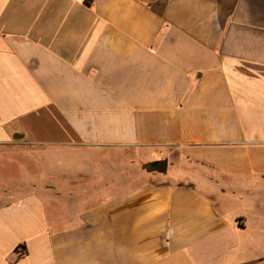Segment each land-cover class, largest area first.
I'll return each mask as SVG.
<instances>
[{"label": "crops", "instance_id": "0c3cea01", "mask_svg": "<svg viewBox=\"0 0 264 264\" xmlns=\"http://www.w3.org/2000/svg\"><path fill=\"white\" fill-rule=\"evenodd\" d=\"M263 200L264 0H0V264H264Z\"/></svg>", "mask_w": 264, "mask_h": 264}, {"label": "rangeland", "instance_id": "374dc122", "mask_svg": "<svg viewBox=\"0 0 264 264\" xmlns=\"http://www.w3.org/2000/svg\"><path fill=\"white\" fill-rule=\"evenodd\" d=\"M43 155V154H42ZM107 156H110L109 153L107 152H102V153H94V154H87V155H79V154H74V155H68V153H64V152H60V153H50V154H44L42 156V158L40 157L39 159V164L37 163H32L31 161H29L27 158H23V159H18L19 161H17V165H15V167L20 168L21 164H24L27 166L28 171H35L36 169H38V180L40 182L46 181L48 180V178L52 179V178H57L56 176H58V172L53 170L54 167H51L52 165L57 166V165H74L72 166L70 169H74L80 167L82 169V167L86 169H90V167L92 165H95L96 163H98V161L105 159ZM127 156L133 157L128 158ZM137 154L133 155H125L123 158H120V162H125V163H131V160H134V172L131 173V171L129 170V174L126 175L124 172V174L121 175L126 178L129 183L123 184L119 186V189L123 190L126 187H130L133 185H138L139 183H143V182H147L149 179H153L154 177H163L161 175L163 174H159L157 172L154 173H149L146 170L143 169V166L146 163H149L148 161H145L144 159H142V157L139 159L138 157H136ZM159 156V155H158ZM157 156V157H158ZM119 157H122L121 155ZM169 160V159H168ZM175 160H176V156H174V154L172 153L171 155V159L169 160V168H168V173L164 174V176L167 175H172L175 173L180 172V169H178L177 165L175 164ZM29 163V164H27ZM31 163V164H30ZM58 167V166H57ZM80 169V170H81ZM89 170H87L88 172ZM20 169H19V173H20ZM22 173V172H21ZM20 173V178H23V175ZM81 173V172H78ZM77 173V174H78ZM86 173V172H85ZM180 177V178H179ZM178 177V180L183 181V182H190V180L188 178H186V176H183V174H180ZM218 206L220 207V209H222L224 212H226L227 216L230 218L234 217V214H236V212L238 211L241 216L243 215H248L250 214V212L252 211V207L249 201H243V202H239V203H235V202H231L230 205L231 207L227 206L226 203L223 202H218ZM226 206V209H225ZM261 207H264V200L261 203ZM231 208V211L228 209ZM233 208V209H232ZM233 210H235L233 213Z\"/></svg>", "mask_w": 264, "mask_h": 264}, {"label": "water", "instance_id": "95a60500", "mask_svg": "<svg viewBox=\"0 0 264 264\" xmlns=\"http://www.w3.org/2000/svg\"><path fill=\"white\" fill-rule=\"evenodd\" d=\"M169 168V160L168 159H162L158 161H153L146 163L143 166V169L146 170L149 173H160V174H167Z\"/></svg>", "mask_w": 264, "mask_h": 264}, {"label": "trees", "instance_id": "16d2710c", "mask_svg": "<svg viewBox=\"0 0 264 264\" xmlns=\"http://www.w3.org/2000/svg\"><path fill=\"white\" fill-rule=\"evenodd\" d=\"M23 254V253H22Z\"/></svg>", "mask_w": 264, "mask_h": 264}]
</instances>
